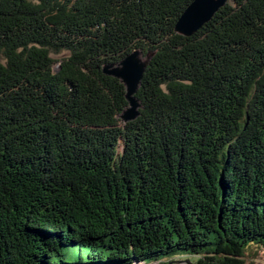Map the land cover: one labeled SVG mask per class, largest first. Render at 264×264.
I'll use <instances>...</instances> for the list:
<instances>
[{"label": "trees", "instance_id": "obj_1", "mask_svg": "<svg viewBox=\"0 0 264 264\" xmlns=\"http://www.w3.org/2000/svg\"><path fill=\"white\" fill-rule=\"evenodd\" d=\"M192 1L0 0V264H259L264 0L183 36Z\"/></svg>", "mask_w": 264, "mask_h": 264}, {"label": "water", "instance_id": "obj_2", "mask_svg": "<svg viewBox=\"0 0 264 264\" xmlns=\"http://www.w3.org/2000/svg\"><path fill=\"white\" fill-rule=\"evenodd\" d=\"M228 0H193L187 6L182 16L178 18L175 29L178 34L191 36L197 33L205 23L209 22ZM142 53L132 52L120 63L107 65L103 68L104 74L118 78L126 87V99L128 105L121 114V121L128 123L140 116L141 102L137 98L146 64L142 62ZM186 264H193L190 260H184ZM171 262L170 264H175ZM136 264H146L138 262Z\"/></svg>", "mask_w": 264, "mask_h": 264}, {"label": "rangeland", "instance_id": "obj_3", "mask_svg": "<svg viewBox=\"0 0 264 264\" xmlns=\"http://www.w3.org/2000/svg\"><path fill=\"white\" fill-rule=\"evenodd\" d=\"M56 57V56H55ZM141 59H142V62L144 64L147 63V61L150 60V58L148 56H141ZM253 250H256V249H253ZM250 251V255H249V260H254L256 262H258L259 264H264V250L260 251L259 250V253L258 255H254V251ZM181 256L180 258H177V262L175 264H186V262L184 260H188L186 258H190V257H187V251L185 250H181V252L179 254H176L175 253V256ZM253 255V256H252ZM144 262H148L147 260H145ZM171 262H169L168 264H170ZM98 264V263H97ZM103 264H113V263H103ZM114 264H130L128 261H122V262H117V263H114ZM152 264H157V263H152Z\"/></svg>", "mask_w": 264, "mask_h": 264}]
</instances>
